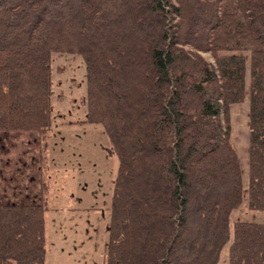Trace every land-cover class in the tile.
I'll use <instances>...</instances> for the list:
<instances>
[{
  "label": "trees",
  "instance_id": "obj_1",
  "mask_svg": "<svg viewBox=\"0 0 264 264\" xmlns=\"http://www.w3.org/2000/svg\"><path fill=\"white\" fill-rule=\"evenodd\" d=\"M248 89V210L264 211V0H0V131H34L40 202L0 204V264H45L51 55L85 64L86 122L118 158L105 264H264L230 106ZM199 52H208L214 64Z\"/></svg>",
  "mask_w": 264,
  "mask_h": 264
},
{
  "label": "rangeland",
  "instance_id": "obj_2",
  "mask_svg": "<svg viewBox=\"0 0 264 264\" xmlns=\"http://www.w3.org/2000/svg\"><path fill=\"white\" fill-rule=\"evenodd\" d=\"M199 53L208 63L214 64L210 53ZM240 54L246 58V96L242 102L230 106V140L240 160L244 197L241 205L231 213V225L240 219L264 222V211L246 207L249 53L242 51ZM50 68L51 127L46 134L43 161L44 178L48 184L51 176L52 184V194L49 195L48 187L47 200L50 196L57 207L68 206L70 210L65 216L59 210L50 211L48 216L46 213L47 241L55 246V250L51 246L49 254L56 257V264H105L118 158L102 125L86 122V77L82 57L53 52ZM49 171L52 172L50 176ZM63 180L66 181L64 187ZM227 250L228 244L222 250L219 264H228Z\"/></svg>",
  "mask_w": 264,
  "mask_h": 264
},
{
  "label": "crops",
  "instance_id": "obj_3",
  "mask_svg": "<svg viewBox=\"0 0 264 264\" xmlns=\"http://www.w3.org/2000/svg\"><path fill=\"white\" fill-rule=\"evenodd\" d=\"M49 166L53 167L51 164ZM50 174H52L51 171H49V176ZM50 179L48 178L49 195L52 194ZM40 183L41 154L39 134L34 131H0V204H38L41 198ZM65 183L66 181L62 182L61 185L64 187ZM47 205V216L50 211L55 213L58 210L61 215L65 216L67 214L66 211L70 210L68 206L57 207L56 204L51 202L50 196L48 197ZM47 216L45 264H56V257L49 254L51 246H53V250H55V246L47 241V227L49 225ZM238 221H247V219H240ZM52 230H55V228ZM59 233L62 238L63 232L61 228L59 229Z\"/></svg>",
  "mask_w": 264,
  "mask_h": 264
}]
</instances>
